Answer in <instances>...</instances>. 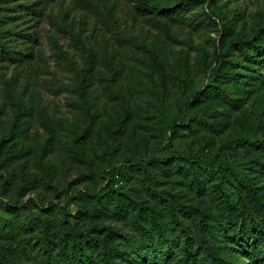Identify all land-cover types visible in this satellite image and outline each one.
Segmentation results:
<instances>
[{
    "label": "rangeland",
    "instance_id": "obj_1",
    "mask_svg": "<svg viewBox=\"0 0 264 264\" xmlns=\"http://www.w3.org/2000/svg\"><path fill=\"white\" fill-rule=\"evenodd\" d=\"M149 1L163 9L0 0V264L77 246L97 264H264V219L226 227L246 200L229 172L173 157L104 171L219 152L264 201V148L226 143L264 137V0Z\"/></svg>",
    "mask_w": 264,
    "mask_h": 264
},
{
    "label": "trees",
    "instance_id": "obj_2",
    "mask_svg": "<svg viewBox=\"0 0 264 264\" xmlns=\"http://www.w3.org/2000/svg\"><path fill=\"white\" fill-rule=\"evenodd\" d=\"M188 0H180L179 4L183 5ZM192 1H203V0H192ZM141 5L146 9H152V10H159L163 9V6L160 7L159 4L151 2L149 0H140ZM261 59H264V51H262ZM217 60L218 57L216 56L214 61L215 64L213 66H210L208 71V79L204 83L203 87L195 88L194 86H190L188 92H187V99L186 103H189L190 101H193L199 93H204L208 87L214 86V81L217 79L215 76L219 75L217 67L219 69L220 65L217 66ZM82 79H85V73L84 70L82 71ZM234 85H239L242 83V81L237 80V78H232ZM205 87V88H204ZM205 89V90H204ZM180 122H177L174 118H170L165 126H164V144L168 141V134L174 130V127ZM228 144H235V143H241V144H250L256 147H263L264 148V137L262 138H250L249 136L245 135H239L233 138H230L226 141ZM226 145H222L221 147H225ZM159 151V149H158ZM181 158L184 161H187L189 163H195L196 165H199L201 167H211V168H217L219 170H223L225 172H229L237 181V183L244 187V190L246 191L245 199H240L241 197L238 196L235 200V211L234 214L231 213V209L228 211L229 214H227V224L226 227H236L235 228V235L242 237L246 234L248 230L256 229L257 227H261L262 223L261 221L264 219V201L261 198V195L256 191V186H254L248 179H246L244 176H242L235 168L234 166L226 159H224L219 152H215L213 154H202V153H182L180 150H172L168 152L167 154L163 155L161 158L157 159L155 158V154L149 157L145 156H137L135 158H123L120 160V163L117 165H114L110 167V169L104 170L107 174V177L113 178L114 176L119 177L122 174H125V171L127 169H131L133 166H145V164H150L152 161H157L160 163H163L165 159H171V158ZM111 185V184H110ZM105 186V185H104ZM104 188V189H103ZM102 192H108L104 190H113L114 187H101ZM100 193V194H101ZM40 208H46V206L40 205ZM251 231V232H252ZM50 255L47 257V264H97V261L93 262V258L90 255H87L84 253L81 246H77L76 248L73 247L72 250L66 251V250H59L52 254L51 251H48ZM255 254L249 253V257L255 258ZM166 258V257H165ZM249 258V259H250ZM147 259V258H146ZM152 260V259H151ZM145 261V264L152 263V261ZM144 264V261L141 262V264ZM190 264H199V261L197 259H192Z\"/></svg>",
    "mask_w": 264,
    "mask_h": 264
}]
</instances>
